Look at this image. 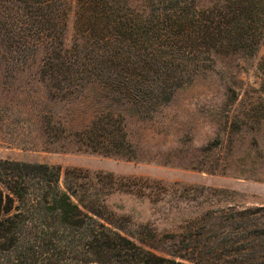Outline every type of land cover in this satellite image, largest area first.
I'll use <instances>...</instances> for the list:
<instances>
[{"label": "rangeland", "instance_id": "rangeland-1", "mask_svg": "<svg viewBox=\"0 0 264 264\" xmlns=\"http://www.w3.org/2000/svg\"><path fill=\"white\" fill-rule=\"evenodd\" d=\"M222 1L199 0L198 7ZM75 13L71 0L66 48L77 38ZM263 53L264 44L251 59L215 57L155 113L96 85L56 99L36 65L10 62L7 72L0 67V160L58 168L60 187L70 189L74 203L157 255L183 254L187 245L192 253L198 244L215 251L211 261L194 256L198 264H264V122L247 116L264 106ZM106 111L123 118L134 159L75 144L73 135ZM42 117L52 121L48 131L63 134L45 135ZM96 174L115 180L101 176L97 183ZM113 182L129 191H109Z\"/></svg>", "mask_w": 264, "mask_h": 264}, {"label": "trees", "instance_id": "trees-1", "mask_svg": "<svg viewBox=\"0 0 264 264\" xmlns=\"http://www.w3.org/2000/svg\"><path fill=\"white\" fill-rule=\"evenodd\" d=\"M198 2L76 0L77 38L66 48L71 0H0V67L7 72L10 62L36 65L56 99L74 98L96 85L155 113L209 69L215 57L251 59L264 44V0H223L209 9H200ZM258 71L264 96V53ZM256 110L247 116L264 122V106ZM40 119L45 135L56 139L63 134L53 135L54 129L48 131L52 121ZM73 138L91 152L134 159L124 120L110 111ZM101 176L114 179L96 174L97 183ZM59 179L56 167L0 160V264H198L194 256L215 259V251L198 250V244L192 253L187 245L183 254L168 257L142 248L90 208L74 203ZM108 185L109 191H129L115 182Z\"/></svg>", "mask_w": 264, "mask_h": 264}]
</instances>
